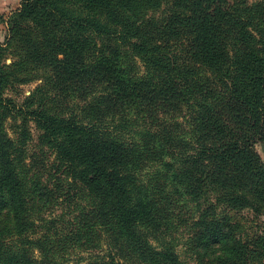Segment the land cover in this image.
Masks as SVG:
<instances>
[{"label": "trees", "instance_id": "16d2710c", "mask_svg": "<svg viewBox=\"0 0 264 264\" xmlns=\"http://www.w3.org/2000/svg\"><path fill=\"white\" fill-rule=\"evenodd\" d=\"M9 21L0 43V264H58L37 245L48 189L29 180V130L8 133L16 110L32 114L63 172L94 199L99 249L109 241L87 264H184L171 232L186 208L181 220L210 264H264V225L244 234L217 210L264 213L255 149L264 142V2L23 0ZM36 79L31 109L5 96ZM185 110L190 134L178 119ZM149 163L158 166L142 178Z\"/></svg>", "mask_w": 264, "mask_h": 264}, {"label": "rangeland", "instance_id": "374dc122", "mask_svg": "<svg viewBox=\"0 0 264 264\" xmlns=\"http://www.w3.org/2000/svg\"><path fill=\"white\" fill-rule=\"evenodd\" d=\"M23 0H0V43L6 44L11 34L10 16L21 6ZM250 3L264 2V0H249ZM167 5L162 6L156 12H150L159 17L166 11ZM12 56L7 57V62H11ZM41 83L40 79L28 83H20L6 89L5 96L9 97L12 104L18 109L29 110L28 98L32 92ZM34 107V106H33ZM17 112L18 120L8 116L5 124L9 135L16 139L17 133L22 131L23 127L29 130L27 143L23 146L25 150V167L29 171V180L41 182L48 189V193L43 189L46 204H40L38 214L40 220L37 221L35 228L36 241L39 245H47L46 255L58 264H87L89 259L98 253L100 249L107 248L108 236L104 235L102 247L99 249V235L101 226L92 215L95 208V202L88 189L79 181H74L64 171L56 153L48 143L41 140L42 130L32 118V114L26 111ZM185 130L190 134L189 111L185 110L178 115ZM255 149L264 161V142L259 141ZM155 163H149L142 170V178H147L157 167ZM209 199L202 200V206L206 207L214 201L213 195ZM192 210L196 209V203L189 204ZM223 204L217 208L219 213H229L236 220L241 222L242 233H250L264 225V213L256 215L252 209H234ZM189 208L174 214L173 229L171 232L178 252L184 264H210V260L203 254V250L194 246L192 241V232L194 229L190 222H183L182 217L187 218ZM90 212L91 215L90 216ZM37 243V242H36ZM104 251V250H102ZM45 253L38 248L36 254L40 260L44 259Z\"/></svg>", "mask_w": 264, "mask_h": 264}]
</instances>
